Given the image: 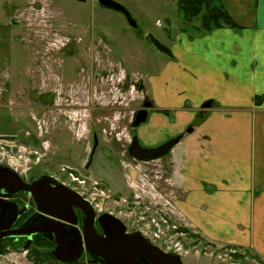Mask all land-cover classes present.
<instances>
[{"label": "rangeland", "instance_id": "1", "mask_svg": "<svg viewBox=\"0 0 264 264\" xmlns=\"http://www.w3.org/2000/svg\"><path fill=\"white\" fill-rule=\"evenodd\" d=\"M44 1V9L37 10L30 20L25 19L23 27L17 25L10 28L4 13L0 16V89L3 90L7 84L15 85V97H7L4 91L3 101L0 100V163L14 168L27 180L47 174L72 185L91 199L100 213L113 211L130 230H140L163 250L180 254L184 264H264V260L250 251L209 243L190 231L183 221L177 222L179 229L173 235L157 236L152 218H159V215L148 208L145 198L141 200L135 197L134 190L129 187L127 171L122 165L123 160L132 165L137 164L130 157L122 155L125 152L122 144L126 145L127 141L118 142L115 133L109 135L111 143L99 136L91 165L89 169H84L83 165L91 156V142L86 138L88 132L84 126L80 131L82 140L63 127L50 136L49 146L45 142V109L28 107L29 97L22 94L20 87L17 88L25 81L28 71L34 70L41 76L38 79L42 85L46 76L55 77L59 83L55 85L59 89L62 87L61 91H72L78 85L76 88H83L85 98H90L93 103L95 99H91V89L98 87V102L101 106L113 102V96L117 95L115 105L118 106V117L115 126L116 133H120L123 138L131 133L130 121L133 120L134 112L142 107L143 97H149L145 91L138 89V83L143 81L149 86V78L156 75L171 57L160 51L149 35L171 49L182 28L187 25V33L192 35L198 21L186 24L177 1L114 0L128 9L137 27L129 23L124 13L103 7L98 0H50L54 8L49 7V0ZM5 5L6 1L0 0V10ZM56 22L61 23V27L58 23L55 25ZM51 23H54L53 26ZM51 29L59 33L54 35ZM79 34L90 40L99 38L89 45L90 57L79 52L83 48V44L78 42L81 38L77 36ZM54 36L58 48L71 41L78 44H70L62 56L55 51L53 57L49 58L46 54L47 41ZM36 55L39 60L37 65L34 60ZM114 85L119 93L110 91ZM100 113L103 112L93 111L92 118L98 115L102 123ZM104 113L107 114V110ZM150 123L148 118L137 128V135L144 147H156L164 143L155 141L150 145L142 141L141 132ZM162 131V136L171 139L168 137L169 129L164 128ZM158 133L153 129V135ZM166 157H163V162ZM68 166L74 167L72 173ZM10 241L4 243L10 245ZM15 245L19 249L11 248L9 252L22 255L23 261L29 263L28 252L24 254L22 250L24 241ZM13 257H16L15 254ZM55 264L64 263L59 261Z\"/></svg>", "mask_w": 264, "mask_h": 264}, {"label": "crops", "instance_id": "2", "mask_svg": "<svg viewBox=\"0 0 264 264\" xmlns=\"http://www.w3.org/2000/svg\"><path fill=\"white\" fill-rule=\"evenodd\" d=\"M224 4L241 29L176 35L172 56L144 84L154 106L140 138L182 134L164 158L182 221L211 244L264 260V0ZM17 256L0 254V264H34Z\"/></svg>", "mask_w": 264, "mask_h": 264}, {"label": "water", "instance_id": "3", "mask_svg": "<svg viewBox=\"0 0 264 264\" xmlns=\"http://www.w3.org/2000/svg\"><path fill=\"white\" fill-rule=\"evenodd\" d=\"M98 2L103 7L124 13L129 23L137 27L136 20L122 4L114 0H98ZM149 39L160 51L172 56L171 49L153 35H149ZM211 105L212 101H207L203 106ZM153 106V102L146 99L142 108L135 112L132 121V142L128 152L139 161H151L167 156L183 136L177 135L156 147L142 146L137 128L148 120L149 111ZM192 130V127L187 129L188 132ZM97 145L98 139L95 138L91 160ZM19 191L34 197L39 213L15 228L13 225L22 211L14 200L1 199L0 240L25 236L29 238V242L25 245L27 249L32 235L42 233L56 243V248L52 251L55 258L67 264H77L83 252L84 242L94 261L102 264H184L180 254L163 250L141 231L127 233L125 223L110 213H104L99 217L104 229L101 233L96 226L97 213L92 203L57 178L44 174L29 183L24 181L12 167L0 164L1 195L11 197ZM76 208L82 212V230L75 227L79 223L75 213Z\"/></svg>", "mask_w": 264, "mask_h": 264}, {"label": "flooded vegetation", "instance_id": "4", "mask_svg": "<svg viewBox=\"0 0 264 264\" xmlns=\"http://www.w3.org/2000/svg\"><path fill=\"white\" fill-rule=\"evenodd\" d=\"M2 1H6V5L1 7L0 16H2V13H4V15L8 18L7 25H9L10 28H13L17 25L23 27V21L25 19L30 20L32 18L33 14L37 10H40V9L43 10L44 9V2H45L44 0H2ZM52 6H53V4L49 0V7H52ZM53 8H54V6H53ZM45 16H46V14H45ZM55 19H57V17ZM59 20H60V18H59ZM54 23H51V26H53ZM57 23L58 22H56L55 25H57ZM58 24H59L58 26L61 27V23H58ZM51 31H53L54 35L59 33L55 29H51ZM28 35H29V33H28ZM13 36H14V33H13ZM77 36L81 37L80 41H78V42H80L79 44H83V48L79 52L83 53L81 55H85V56L87 55L90 57L91 54L89 52L91 51V48L89 45L93 44L95 42V40L98 41L99 38L93 37L90 40V39H88V38H86L80 34ZM71 37L73 38L72 35H71ZM82 40H83V42H82ZM76 43H77L76 41H73V42L71 41L69 44L61 46L58 48L59 44H58L57 38H55V36H54L49 41H47V50H46L47 57L50 56L52 58L55 51L58 52V55L62 56V53H64V50L70 44L72 45V44H76ZM72 54H74V53H72ZM79 55H80V53H79ZM36 59H37V55H36V58L34 59L35 65H37L39 62V60L38 59L36 60ZM38 77L40 78L41 76L39 74L37 75V71H34V70L30 71L29 70L28 73L26 74L25 81L20 83L17 88L19 89V87H20L22 94H26L29 97L28 98L29 104L27 105L28 107H30V108L42 107L45 109V117H46V125H47L46 129H45V142H47V144H49L50 136L54 135L56 132H58L63 127L71 130L75 134L77 139L82 140L81 135L83 136V134H80V131H82V128L84 126V128L88 132L86 138H89V141L91 142V151H90V154H91L93 147H94V144H95V138L98 139V144H99V136H102V139L104 141L111 143V141H110L111 139H110L109 135H113V133H115V137H116V134L121 135L118 132L116 133V126H115V119L118 117L117 113H116L117 112L116 109H118V106L116 107V105H115V104H117V101L114 100L111 103H107V105L101 106V104H99V102H98L99 101L98 92H97L98 87L94 86V88L92 87V89H91V93L93 94L91 99L92 100L95 99V101L93 103L90 101V98H88V97L85 98V95H84L85 91H83V88H81L80 86H79L80 89L76 88L78 85L72 91H69V90L61 91L62 87H60V89H59V87L56 86L57 84L59 85V83L54 79L55 77L46 76L45 77L46 80L44 81L43 85L41 84ZM137 86H138V89L140 91H142V92L145 91L143 81L138 83ZM63 90H65V89L63 88ZM0 91H1L0 92V96H1L0 100H2V101H3V97H4V95H3L4 91L6 92L7 97H9V95H12L15 97V85L11 86V84H7L6 87L3 88V90L1 88ZM86 92H88V91H86ZM146 99H149V98L147 96L143 97L142 104ZM141 108H139V109H141ZM95 110H97L98 112L99 111L103 112V113H100L101 117H102V120H101L102 123H100V119H98V117H99L98 115L94 119L92 118L93 117V111H95ZM106 110H107V114L104 113V111H106ZM85 111H86V113H85ZM84 118H86V121H83ZM132 121L133 120L130 121V123H131V133H129L130 139H131L132 131H133ZM113 127H114V129H113ZM117 141L122 143L123 141H126V139L123 137V138H120V140L117 139ZM50 145L51 144H49V146ZM129 145H130L129 142H127L126 145H125V143L122 144V146H125V149H124L125 152H123L122 155L130 157V159L135 161V162H142L139 160H135V158H133L129 154V152H128ZM2 165H4V164H2ZM90 165H91V158H89V160L83 165V167H84V169H89ZM69 169L71 172L74 171V167H72V166H70ZM128 171L130 172V169H128ZM21 177L23 178L24 181L29 182V183L35 180V179L27 180L23 175H21ZM65 185L76 190L75 187H73L72 185H68V184H65ZM81 195L85 199H87L88 201H90L92 203V205H93V207L97 213L96 226H97L98 230L101 233H103L104 229L99 222V217L102 214H104V212L100 213L98 211V209L95 207V204L91 199L84 196L83 194H81ZM1 199L14 200L15 202L18 203L20 211H22V213L19 215L17 221L13 225V227H15V228L23 225L32 216L39 213L38 205H37L34 197L29 193H25L24 191H19L11 197L2 196L1 192H0V200ZM75 213H76V216H77L78 221H79V223L75 227L82 230L83 229L82 212L80 209L76 208ZM105 213H110L113 216H116V214L113 211H109V212H105ZM45 216L50 218V216H48V215H45ZM116 217H118V216H116ZM125 225L127 226V233H132L134 231H140V230H130L126 223H125ZM8 238L14 239L16 244L20 241H24V245H23L24 247L29 242V238H27L25 236H21L19 238H16V237L15 238L14 237H8ZM8 238H4L0 241H4ZM38 238H43V239L47 240L45 242V244L47 245L48 250L53 251L56 248V243L52 239L43 235L42 233L33 234L32 240H31L29 245H32L34 243L35 239H38ZM64 264H67V263H64ZM77 264H102V263L94 261L93 257L90 256V253H89V250L86 246V243L84 242L83 252H82V255L79 257Z\"/></svg>", "mask_w": 264, "mask_h": 264}, {"label": "built area", "instance_id": "5", "mask_svg": "<svg viewBox=\"0 0 264 264\" xmlns=\"http://www.w3.org/2000/svg\"><path fill=\"white\" fill-rule=\"evenodd\" d=\"M113 87L110 89L112 93L116 91L120 92L116 85ZM116 96H113L115 101ZM116 138L120 140L121 135L116 134ZM124 138H126L127 142L131 140L129 133ZM123 165L126 169L132 168L136 171L135 179H132L129 175L127 176L129 186L135 192V197L141 200L145 198L148 202V208L159 215V218H152V222L156 226V235L160 237L162 235H173L179 229L177 222L183 219L180 217L181 214L176 204L177 187L175 181L168 174L163 162L161 160H154L150 162H137V164L132 165L123 161ZM172 220L174 222L171 223Z\"/></svg>", "mask_w": 264, "mask_h": 264}, {"label": "trees", "instance_id": "6", "mask_svg": "<svg viewBox=\"0 0 264 264\" xmlns=\"http://www.w3.org/2000/svg\"><path fill=\"white\" fill-rule=\"evenodd\" d=\"M178 9L182 14V19L186 24H198L194 26L196 32H209L215 28L231 27L234 29H241L231 14L229 13L224 0H179L177 2ZM188 27H183L184 32H188ZM193 36V34L191 35ZM37 142V140H36ZM7 240L8 243H4ZM47 240L43 238L35 239L34 243L28 246V259L35 264H55L59 262L52 251L48 250L45 244ZM9 246H11L9 248ZM19 249L15 245V241L12 238H8L4 241H0V254H6L9 249ZM24 250V247L22 248Z\"/></svg>", "mask_w": 264, "mask_h": 264}]
</instances>
